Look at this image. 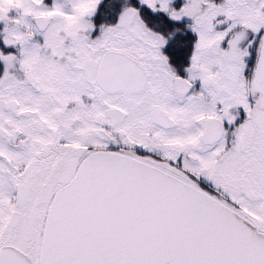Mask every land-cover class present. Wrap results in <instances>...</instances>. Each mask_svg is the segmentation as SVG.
I'll return each mask as SVG.
<instances>
[{
	"label": "snow or ice",
	"instance_id": "obj_1",
	"mask_svg": "<svg viewBox=\"0 0 264 264\" xmlns=\"http://www.w3.org/2000/svg\"><path fill=\"white\" fill-rule=\"evenodd\" d=\"M0 264H264V0H0Z\"/></svg>",
	"mask_w": 264,
	"mask_h": 264
}]
</instances>
